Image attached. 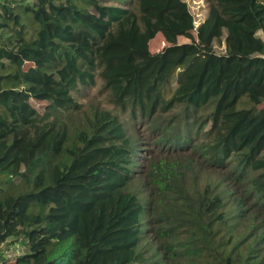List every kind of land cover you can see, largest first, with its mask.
I'll list each match as a JSON object with an SVG mask.
<instances>
[{
  "label": "trees",
  "instance_id": "trees-1",
  "mask_svg": "<svg viewBox=\"0 0 264 264\" xmlns=\"http://www.w3.org/2000/svg\"><path fill=\"white\" fill-rule=\"evenodd\" d=\"M259 33L264 0H208L197 28L182 0H0V264H264V232L242 226L264 213ZM157 34L167 47L153 54ZM97 81L115 111L163 127L173 155L189 147L224 180L192 189L159 163L144 206L119 117L97 109L72 132L62 120ZM151 208L159 257L142 252Z\"/></svg>",
  "mask_w": 264,
  "mask_h": 264
},
{
  "label": "rangeland",
  "instance_id": "rangeland-1",
  "mask_svg": "<svg viewBox=\"0 0 264 264\" xmlns=\"http://www.w3.org/2000/svg\"><path fill=\"white\" fill-rule=\"evenodd\" d=\"M184 1L194 18V26L197 28L200 22H202L208 12V0H182ZM195 32V31H194ZM259 36L264 39V36L259 33ZM189 40L183 37L178 38V43H188ZM167 47L166 42L161 34H157L156 37L149 43V51L153 54H160ZM215 51L217 53H223V43L221 46H216ZM101 84L97 81L95 87L81 88L77 93H74L75 100L80 104V109L78 112L69 113L62 117L67 127L72 132L73 129H81L85 125L86 119H88L95 110H107L115 115H117L120 121L124 124L127 129V134L132 140L137 142V153L135 157V167L134 178L132 179L131 188L141 197V200L146 205V202L150 199L153 185V181H150L147 177L149 172H152L153 165H158L162 163L165 165L162 168V172L174 175L176 179L182 180L184 184L191 186L192 189L202 188L205 183H210L212 186L219 184L220 180H224L227 176L226 172H218L215 170H210L207 165L203 163L201 155L194 152L189 147L178 150V154H172V147H169L168 143H161L160 139L163 136V127L159 130L154 131L153 126L149 125L147 121L142 122L133 121L129 112L121 113L118 110L115 111L113 107L109 106L108 98L106 93L100 94ZM31 105L40 113L45 112L46 104L42 102L31 101ZM177 110L170 112L166 115L160 117L164 122L173 121L172 118L176 114ZM163 176V173H161ZM228 182H223L221 188H223ZM220 188V186H218ZM246 189L245 183L235 187L232 191L241 196ZM163 196H168L164 193ZM253 202H246V207H249ZM156 219V208H151L148 210L146 216H143V239H142V252L145 254L156 253L159 257L162 255V250L159 247V242L156 240L152 231L154 230V225L151 220ZM254 225V237L260 235L264 232V213L260 212L258 217L254 218V222L244 220L242 226L251 227ZM162 228V225H160ZM238 240V237H237ZM9 242V241H8ZM18 245V243H16ZM15 245V244H14ZM20 247L23 248L21 244ZM14 252L13 249H9L6 256H11L13 254H20V247ZM16 247V246H15ZM13 248V246H11ZM260 257L264 254V246L260 245ZM24 249V248H23ZM13 252V253H12ZM259 257V258H260ZM9 258V257H8ZM254 259L259 261L258 259Z\"/></svg>",
  "mask_w": 264,
  "mask_h": 264
},
{
  "label": "clouds",
  "instance_id": "clouds-1",
  "mask_svg": "<svg viewBox=\"0 0 264 264\" xmlns=\"http://www.w3.org/2000/svg\"><path fill=\"white\" fill-rule=\"evenodd\" d=\"M194 19V18H193Z\"/></svg>",
  "mask_w": 264,
  "mask_h": 264
}]
</instances>
